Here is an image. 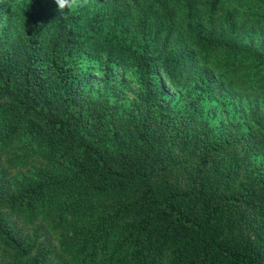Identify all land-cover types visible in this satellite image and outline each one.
<instances>
[{"label":"trees","instance_id":"1","mask_svg":"<svg viewBox=\"0 0 264 264\" xmlns=\"http://www.w3.org/2000/svg\"><path fill=\"white\" fill-rule=\"evenodd\" d=\"M254 6L264 23V0H26L0 31V264H264V44L236 37ZM82 50L138 91L94 97Z\"/></svg>","mask_w":264,"mask_h":264},{"label":"rangeland","instance_id":"2","mask_svg":"<svg viewBox=\"0 0 264 264\" xmlns=\"http://www.w3.org/2000/svg\"><path fill=\"white\" fill-rule=\"evenodd\" d=\"M25 2L26 0H0V31L6 26L7 29L8 27L10 30L13 29L11 30L13 33L16 32L20 26L21 10L24 8ZM112 2L114 5L120 3L131 4V0H78V7L75 11L79 10L81 15L87 16L94 10L107 11ZM250 12L246 18L242 15V11L238 12L236 37L243 42L251 41L254 45L264 44V23L256 21L259 13L258 6H254ZM85 48H89L87 44H85ZM80 54V62L74 69L85 75L87 78L86 90L94 97L102 95V98L105 99L111 84L125 96L131 97V94L138 91L135 73L129 68V65L118 63L116 57H110L105 52L92 53L82 50ZM154 83L168 99L177 102L180 100L179 92L170 87L161 72H154ZM182 103L179 101L178 104L182 105ZM207 108L212 120L220 123L224 114L218 102L209 100ZM226 108L229 115L235 110V107L230 104ZM237 114L241 115V112ZM103 116L110 122L108 113L105 112Z\"/></svg>","mask_w":264,"mask_h":264},{"label":"clouds","instance_id":"3","mask_svg":"<svg viewBox=\"0 0 264 264\" xmlns=\"http://www.w3.org/2000/svg\"><path fill=\"white\" fill-rule=\"evenodd\" d=\"M58 5V11L63 16L65 10L74 11L78 7V0H55Z\"/></svg>","mask_w":264,"mask_h":264}]
</instances>
